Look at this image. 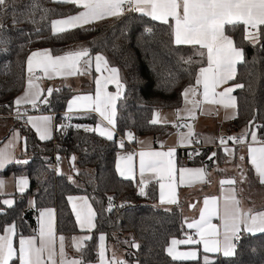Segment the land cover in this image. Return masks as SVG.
Here are the masks:
<instances>
[{"label": "trees", "instance_id": "1", "mask_svg": "<svg viewBox=\"0 0 264 264\" xmlns=\"http://www.w3.org/2000/svg\"><path fill=\"white\" fill-rule=\"evenodd\" d=\"M27 4L29 0H16L15 10L9 9L0 16L3 25L0 30V41H3L0 43V116L14 114V100L26 84L27 57L39 49L48 48L54 55H61L76 42L85 41L90 56L102 54L110 66L120 70L125 87L117 104V134L112 141L99 137L96 132L85 131L89 119L74 120L72 126L64 124L67 105L77 94L71 88L54 91L48 103L42 100L36 108L28 110L55 114L51 140L41 141L29 124L12 120L11 129L19 130L21 138L26 140L28 163H13L0 173V177L25 176L31 184L25 193L15 195L13 207H5L6 214L0 215V233L15 223V243L21 236L36 234L39 212L47 208L56 211L57 235L71 238L85 233L75 221L68 197L89 196L96 213V226L80 258L91 263L97 261L99 236L103 234L132 264H184L174 261L166 252L173 238L187 235L182 207L159 208L156 184H150L147 195L140 196L136 193L135 182L121 178L115 165L121 152L128 150L119 147L121 136L133 131L136 137L151 135L163 139L176 130L173 125H153L150 121L155 110L182 108L181 93L189 84H195L199 67L198 64L189 66L182 58L192 56L194 49L176 46L168 25L136 12L55 34L51 28L53 19L75 15L81 9L52 0H40L41 9L27 18L36 23L20 22L13 27V17L25 21L24 6ZM43 9L50 11L45 14ZM149 28L151 33L147 31ZM230 35L245 55V62L237 66V77L232 83H243L245 87L234 93L237 115L226 125V130L229 133L247 131L249 135L254 132L261 138L264 137V26L256 45L244 38L243 26H238ZM61 125L66 127L61 129ZM5 139L0 140V145ZM199 153L191 158L190 150L178 151V166H205L214 159H208L212 148H203ZM73 155L76 156L74 168L78 171L73 178L53 169L55 156L66 160ZM109 197L117 205L110 212L107 211ZM261 206L264 208V201ZM132 242L140 245L139 250L131 246ZM215 264H264V233L243 234L237 242V255L218 258Z\"/></svg>", "mask_w": 264, "mask_h": 264}, {"label": "snow or ice", "instance_id": "2", "mask_svg": "<svg viewBox=\"0 0 264 264\" xmlns=\"http://www.w3.org/2000/svg\"><path fill=\"white\" fill-rule=\"evenodd\" d=\"M54 3L71 4L82 9L76 15H69L66 19H55L51 21V28L54 33H64L72 29L83 28L95 22L107 18L121 17L125 12H136L142 16L149 17L160 24L168 25L173 37V43L176 46H191L194 51L192 56L182 58L183 62L189 66L198 64V72L194 77L195 84H189L181 96L185 104L183 111L187 112L191 119L196 118L197 109L203 111V105H218L224 109H236L237 98L233 95L237 89H243V83H235L229 87L218 89L236 80L237 66L245 62L243 48L239 47L230 35L238 26H243L244 38L251 44L256 45L260 42L262 35V26H264V0H52ZM16 0H0V16L9 11L15 10ZM26 11L25 21L17 20L13 17V27L20 22L36 23L33 17L36 11L41 9L40 0H29V4L24 6ZM47 14L50 10L43 9ZM25 15V13H21ZM44 17L42 16L41 19ZM170 21H174L170 24ZM0 30L3 25L0 24ZM151 33V29L147 30ZM3 43V41H0ZM264 47V45H262ZM199 59H193V57ZM88 58V59H85ZM95 61V70L100 73L106 71L107 76L95 80V95H77L67 106V111L72 113L74 110L94 111L102 118V123L107 126H101L97 129L86 128L85 131H98L99 135L107 140L114 139V130L116 128L117 101L122 98L124 84L120 79V70L109 66V62L102 54H97L94 58L90 57L89 50L82 48L80 50L68 51L63 55H53L52 50L44 49L33 51L26 60L27 72V90L23 95L14 100L16 106L17 118L27 115L21 112L22 105L30 104L36 108L44 90L39 84L35 83L40 77L35 76L36 71H40L47 78L68 77L75 75H84L88 72V67L92 61ZM83 61V67L81 66ZM115 86V92L108 91V85ZM202 89V91L200 90ZM52 89H48L47 96L52 95ZM202 97L198 99L197 97ZM48 103L47 99L42 101ZM191 105V107H188ZM7 107V106H6ZM181 111L177 109V119H181ZM71 119V117H65ZM26 122L30 124L38 133L41 140H50L52 138V117L28 116ZM151 124L168 123L166 117H162L159 111H156L155 118L150 121ZM174 127H187V134L178 133L179 146H186L192 143L190 139L195 135L191 124L178 125ZM61 129L65 125L60 126ZM79 127V126H77ZM19 138V133L13 134V139L9 141L8 146L0 148V172L8 165L27 164L28 160H19L14 156V146ZM129 142L135 139L132 132L127 133ZM246 137H228L221 138L220 144L227 142L244 143ZM256 136L253 134L251 140L256 142ZM199 142V141H197ZM209 142H211L209 140ZM143 143V142H141ZM25 151H26V140ZM124 141L119 142V147L124 148ZM228 155H234V151L229 148L223 149ZM249 161L264 185V147H249ZM199 155L200 153H196ZM139 156V175L140 188L139 195L146 196L145 191L148 182L155 178L159 183V200L161 204H178L177 193V172H179V184L184 186H193L197 182H208L205 177L206 169L201 168H177L176 148H170L167 151L141 150L139 153H129L126 156H120V161L126 162L123 166L118 163L116 170L124 179H134V157ZM216 156L213 152L208 156L211 160ZM59 160V157H57ZM75 156L71 157L73 162ZM241 161L244 160L240 156ZM151 173L152 177L145 180V174ZM62 174V173H61ZM78 174V171H77ZM71 179V177H69ZM246 179V177L244 178ZM74 182V181H73ZM235 179H225L221 181L222 185H235ZM28 186V180L20 177L17 183L18 191L23 194ZM5 181L0 179V215H4L5 207L14 206V200L4 197ZM167 189V195L165 193ZM234 188L224 195L222 204L218 197L205 198L203 209L200 212L199 219L188 223L189 229L196 230L198 239L189 236L185 240L173 238L170 246L167 247V255L173 260H192L200 259L198 250L178 251L177 246L181 244L202 245L203 264H215L214 260L209 258L208 254H220L225 258H231L237 255V242L242 239L243 234L256 235L264 233V211L252 212L244 210L241 207V201L236 196ZM72 205V211L75 214V221L81 230L91 231L95 228L96 213L87 197H68ZM112 197H109L107 211L112 210ZM81 203L78 205L76 201ZM35 205V202H32ZM195 207V205H192ZM40 229L37 236L18 240V247L14 246V238L17 236L16 225L12 223L3 229L0 234V264H91L82 258H69L65 251V237H58L54 228V210L44 209L39 213ZM218 220L220 223H213ZM91 239L90 235H84L80 238L73 237L72 243L75 251L83 253L84 243ZM105 235L99 236V264H127V261L117 259L115 253L111 258L106 257ZM132 247L139 250L140 245L132 242Z\"/></svg>", "mask_w": 264, "mask_h": 264}, {"label": "crops", "instance_id": "3", "mask_svg": "<svg viewBox=\"0 0 264 264\" xmlns=\"http://www.w3.org/2000/svg\"><path fill=\"white\" fill-rule=\"evenodd\" d=\"M81 11H82V9H81ZM66 18L67 17L59 18V19H66ZM113 18H117V17H113ZM113 18H107L105 20L113 19ZM99 22H101V21H99ZM95 23H97V22H95ZM95 23H92V24H95ZM173 23H174V21H170V24H173ZM92 24H89V25H92ZM89 25H85V26H89ZM55 34H58V33H55ZM82 48L88 49V43L85 41L76 42L75 44H73L71 46V48H69V51L80 50ZM45 49H48V48H45ZM39 50H44V49H39ZM36 51H38V50H36ZM61 55H63V54H61ZM90 57L94 58L95 56H90ZM85 59H88V58H85ZM81 66L82 67L84 66L83 61H81ZM109 66H110V64H109ZM38 72H40V71H36L35 73H38ZM40 73H41L40 78L38 80H35L34 82L40 85V87L44 90V94L41 95L40 100L37 102V105L42 100L48 99L50 97V96L46 95L47 90L50 88L53 90L52 93L54 91H56L60 88H64V87L73 89L74 91H76L77 94L75 96H73L70 99V101L74 97H76L77 95H93L94 96L95 95V89H96L95 80L101 78L102 75L103 76L108 75V73L106 71H103V69H102V72H100V73L96 72L94 59L92 61L91 66L88 67L87 74H84V75H75V76H68V77H53V78L49 79L46 76H44V74L42 72H40ZM232 84H233L232 81H230L228 84H226V85L222 86V88L218 89V91H222L223 88L229 87ZM26 90H27V79H26V84H25V88H24L23 92H21V94H19L16 98L23 95ZM115 90L116 89H115V86L113 84L108 85V91L109 92H115ZM200 90L202 91V89H200ZM123 93H122V96H123ZM234 93L235 92H233V95H234ZM197 98L202 99V97H199V96ZM118 101H117V104H118ZM14 107L16 109L15 105H14ZM188 107H191V105H188ZM32 109H34V108L30 104L22 105L20 110H21V112H26L27 115L22 116L20 118H17L16 110H15L14 114H12V116H10V117L0 116V140L1 139L3 140V138L4 139L6 138L2 144L6 143L8 138L11 135H13L14 133H19V138L15 142V145L17 147L18 142L21 138L20 132L17 129L12 130L11 124L9 126L8 122L12 121V120H19V121L26 122L28 116H32V117L50 116V117H52L51 130H52V138H53L54 128H55V114L30 113V112H28V110H32ZM179 109L182 110L181 111V119H179V120L177 119V116H176L177 110H169V109L168 110L167 109L166 110H164V109L155 110L154 114H153V119L155 118L156 111H159L161 116L166 117L167 121H168V123H161V124H169V125L191 124L193 127L195 135L190 138L192 140V143L190 145L179 146V144H178V140H179L178 133L183 132V133L187 134V132H188L187 127H176V130L171 135H169L168 137L163 138V139H156V137H153L151 135H144L142 137L139 136V137L135 138V145L138 149L137 154L141 150H145V151H147V150L167 151L168 149L175 147L176 148L175 160H176V165H177L178 169L181 167H187V168H201V167H203L206 169L207 175H206L205 179L208 182H206V183L197 182L193 186L180 185L179 184V172H177V193H178V201H179L178 204H161L159 198H158V201L156 203V205L159 206V208L165 209V210L172 209V207L174 208L176 206L182 207V209L184 211V216H185V225H186L188 232H187L186 237L178 239V240H185L189 236H191L193 239H198L199 237L196 236V230L195 229H189L187 227V224L192 223L194 221H197L199 219L200 212L203 209V201L206 197L207 198L218 197L219 202L222 204L223 197L229 191V189L234 188L236 190L235 194H236L237 198L241 201V207L244 210H251L254 213L259 212V211H264V208H261L262 207L261 206L262 201H264V200H263L262 196H260V194L259 195L257 194L261 191H264V185H262L260 183V179H259L258 175L255 173L254 168L250 164L249 151H248L249 147H257V148L264 147L260 143V137L255 133L257 139H256V142H253L251 140V135H250L247 143L244 146H240V147L233 146L231 144L230 140L228 142L232 146L229 145L228 142L225 145H221L219 142L221 138L226 139L228 137H234V135L237 134V133H229L226 130V125L228 123H230L231 121H233V119L236 117L237 108L235 110L234 109H224L222 106L205 104V105H203V109H204L203 111L197 109L196 114H195L196 118L194 120L188 116L187 112L183 111V109H185L184 102H183L182 108H179ZM65 115H67V116L70 115L73 118V120H78V119H82V118L89 119V122H88V124H86L85 129L86 128L97 129L98 127H101V126H107L106 122L102 123V118L99 116L98 113H96L94 111L74 110L72 113H69L66 109ZM30 128H32L35 131V133L37 134V137L39 138V135L36 132V130L32 126ZM93 132H96L99 135L98 131H93ZM116 134H117V132H116V128H115L114 138H115ZM99 137H100V135H99ZM103 138L106 139L105 137H103ZM209 140L211 142H209ZM41 141H48V140H41ZM119 141H121V138L119 139ZM197 141H199V142H197ZM141 142H143V143H141ZM196 146H201L202 149L206 148V147L212 148L214 146L215 147L218 146L217 148H215V147H214V149L212 148L213 152L216 153V156L213 157L214 159L211 162L213 165H215L214 168L210 169V168H207L205 166H185V165L184 166H178L177 152L181 151V150H190L191 151ZM224 148L232 149L234 151V155H228L227 153H225L223 150ZM127 154H129V152L126 149V150L121 152L120 156H126ZM240 156L244 157L243 161H241L239 159ZM118 163H120L123 166L126 162L120 161V159L118 158L117 164ZM133 165H134L135 178L130 179V180L134 181L135 184H140L139 156L138 155H136L134 157ZM58 168L59 169H57V170H58V173H60V174L62 173V174H65L67 176H71V174L73 173L71 170L72 169V163H70V166H69L68 164H65V161L62 160V163L60 164V166ZM250 170H252L253 173ZM21 177H24L28 180V178L25 176H21ZM150 177H152L151 173L145 174V180L146 181H148ZM245 177H246V179H244ZM19 178L20 177H12V176L5 177V178L0 177V179L5 181V188L3 190L4 191V198H11V199L15 200L16 199L15 195L16 194L20 195V192L18 191V187H17V183H18ZM225 179H235L237 181V183L235 185H227V184L222 185L221 181L225 180ZM152 183L156 184L158 187V190H159V183L157 182V180L155 178H152L150 180V182H148V186ZM30 184L31 183L28 180V186H27L25 192L28 190ZM242 185L244 188H246L250 191V195H251L250 198L243 199L241 197L240 189H241ZM148 186L146 187L145 191L147 190ZM165 193L167 195V189H165ZM73 197H87L88 202L92 205V202H91V199L89 198V196H75L74 195ZM76 203L79 205L81 203V201L77 200ZM245 204L247 207L245 206ZM192 205H195V207H192ZM32 206L34 207V205H32ZM71 207H72V205H71ZM92 208H93V206H92ZM47 209H52V208H47ZM53 210H54V228H55V232H56V211H55V209H53ZM37 223H38L37 224L38 225L37 233L32 235V236H28V237H24V238H29V237H33V236L38 235L39 229H40V223H41L39 215L37 217ZM94 223L96 225V217H95ZM213 223L219 224L220 222L218 220H213ZM92 230H94V229H92ZM92 230L91 231H88L86 229L82 230L85 233H82V234H79V235H76L73 237L80 238L84 235H91ZM0 234H3V232ZM56 234H57V232H56ZM58 237H59V235H57V247H58V243H59ZM73 237L65 238V251H66L67 256L69 258H80L79 257L80 253H78L74 249V245L72 243ZM85 242H83L84 245H85ZM99 243H100V241L98 242V251H99ZM14 246L18 247V242L15 243V240H14ZM169 246H170V244H169ZM105 247H106V257L111 258L112 253L114 252L117 259H120V260L126 259L124 254L119 249H117L114 245L108 243L107 237L105 239ZM193 249L198 250L200 252V259H198L196 261H192V260H174V261L183 262L184 264H186L188 262L189 263H195V264H203L202 257L204 254L202 252V245L181 244V245L177 246L178 251H189V250H193ZM208 255H209V258L211 260H214L215 262L218 260V258L223 257L220 254H208ZM91 264H99L98 259H97V261L92 262Z\"/></svg>", "mask_w": 264, "mask_h": 264}, {"label": "built area", "instance_id": "4", "mask_svg": "<svg viewBox=\"0 0 264 264\" xmlns=\"http://www.w3.org/2000/svg\"><path fill=\"white\" fill-rule=\"evenodd\" d=\"M130 13H132V12H125V14L124 15H128V14H130ZM35 76H38V77H40L41 76V73L40 72H38V73H35L34 74ZM10 116H12V115H10ZM66 117H71L70 115H66ZM74 123V120H73V118L71 117V119H65V121H64V124L66 125V126H72V124ZM256 128V130H258V127H255ZM130 132H132L133 133V135H134V137L136 138V136H135V133L133 132V131H130ZM249 133L247 132V131H243V132H239V133H237V134H235L234 135V137H246V139H245V142L244 143H234L233 141H231V144L233 145V146H235V147H240V146H244L246 143H247V141H248V139H249ZM121 138V140H123L124 141V145H125V147H127L128 148V152L129 153H137L138 152V149H137V147H136V145H135V139L134 140H132L131 142H129L128 141V139H127V135H125V136H121L120 137ZM260 143L264 146V137H261L260 138ZM215 147V146H214ZM214 147H212L213 149H214ZM218 146H216L215 148H217ZM206 148H208V147H206ZM202 150V147L201 146H196V147H194L191 151H190V157L192 158V157H196L197 156V152L199 153L200 151ZM57 157H59V156H55V158H54V163H53V165H52V167H53V169H55L56 171H58L57 169H59L58 167L60 166V164L62 163V159L59 157V160L57 159ZM205 167H207V168H214L215 167V165H213L212 163H207L206 165H205ZM139 188H140V184H135V190H136V193L138 194L139 193ZM112 203V208H115L117 205H116V203H113V202H111ZM108 205H109V202L107 203V207H108ZM124 261H127V264H132L130 261H128L127 259H123Z\"/></svg>", "mask_w": 264, "mask_h": 264}, {"label": "rangeland", "instance_id": "5", "mask_svg": "<svg viewBox=\"0 0 264 264\" xmlns=\"http://www.w3.org/2000/svg\"><path fill=\"white\" fill-rule=\"evenodd\" d=\"M9 123V126H10V124H11V126H12V121H9L8 122ZM253 134H255L254 132L251 134V136L253 135ZM255 136H256V134H255ZM13 139V135H11L9 138H8V140H7V142L6 143H4V144H1L0 145V148H5V147H7L8 146V143H9V141H11ZM24 142H25V140L23 139V138H20V140H19V142H18V145H17V147H16V145L14 146V149H13V151H14V156H15V158L16 159H19V160H27L28 159V153H27V151H25L24 149H25V144H24ZM120 142V141H119ZM229 143V142H228ZM229 145H231L230 143H229ZM232 146V145H231ZM73 156H75V155H73ZM72 157V156H71ZM71 157L70 158H68V159H66V160H63V161H65V164H68L69 166H70V163H72V174H71V178H73L76 174H77V171L75 170V161H76V159H75V161H74V166H73V162H72V160H71ZM75 158H76V156H75ZM75 172V173H74ZM1 173V172H0ZM75 174V175H74ZM240 194H241V197L243 198V199H247V198H250V191L248 190V189H246V188H244L243 187V185H242V187H241V189H240ZM258 195L260 194V196H262V198H263V200H264V191H261V192H259V193H257ZM15 203H16V199L14 200V205H15ZM32 205H33V203H32ZM245 206H246V204H245ZM247 207V206H246ZM258 234V233H257Z\"/></svg>", "mask_w": 264, "mask_h": 264}]
</instances>
